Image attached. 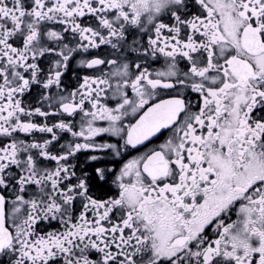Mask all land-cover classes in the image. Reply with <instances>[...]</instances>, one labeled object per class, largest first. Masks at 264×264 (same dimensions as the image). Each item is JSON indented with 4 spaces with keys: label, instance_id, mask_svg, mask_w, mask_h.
I'll list each match as a JSON object with an SVG mask.
<instances>
[{
    "label": "snow or ice",
    "instance_id": "6c2138e0",
    "mask_svg": "<svg viewBox=\"0 0 264 264\" xmlns=\"http://www.w3.org/2000/svg\"><path fill=\"white\" fill-rule=\"evenodd\" d=\"M0 264H264V0H0Z\"/></svg>",
    "mask_w": 264,
    "mask_h": 264
}]
</instances>
